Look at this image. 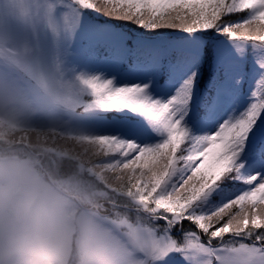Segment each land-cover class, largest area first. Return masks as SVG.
I'll use <instances>...</instances> for the list:
<instances>
[{"label": "clouds", "instance_id": "1", "mask_svg": "<svg viewBox=\"0 0 264 264\" xmlns=\"http://www.w3.org/2000/svg\"><path fill=\"white\" fill-rule=\"evenodd\" d=\"M52 4L0 0V264H158L155 218L113 163L117 137L78 123L105 108L95 76L66 62Z\"/></svg>", "mask_w": 264, "mask_h": 264}, {"label": "snow or ice", "instance_id": "2", "mask_svg": "<svg viewBox=\"0 0 264 264\" xmlns=\"http://www.w3.org/2000/svg\"><path fill=\"white\" fill-rule=\"evenodd\" d=\"M81 10L132 21L148 31L168 28L189 36L215 32L238 45L259 41V48L264 49V0H100L87 6L83 0H53L50 15L55 26L67 32L76 26ZM238 13L246 14L233 15ZM253 25H257L255 35ZM259 67L264 70V62H259ZM86 83L102 97L99 103L103 108L139 113L163 137L150 144L117 137L113 160L125 173L137 210H151L160 225L149 226L163 253L159 264H264V136L249 142V133L264 116V71L252 93L258 102L203 135L193 134L185 117L198 120L204 108L219 104L220 97L204 98L197 112L192 104L195 71L167 100L153 98L148 84L117 87L112 79L99 76ZM139 134L149 132L143 129ZM245 162L259 167L246 175ZM226 180L241 181L246 187L227 202L209 207V198ZM225 216L227 221L214 228ZM185 221L208 235L207 244L196 232L184 231L183 240L173 239L170 233ZM225 234L234 239L223 241ZM235 238H251L255 244L233 252L229 245L239 242ZM217 239L223 246L215 245Z\"/></svg>", "mask_w": 264, "mask_h": 264}, {"label": "rangeland", "instance_id": "3", "mask_svg": "<svg viewBox=\"0 0 264 264\" xmlns=\"http://www.w3.org/2000/svg\"><path fill=\"white\" fill-rule=\"evenodd\" d=\"M93 2L99 3L100 0H93ZM100 16L109 18L112 23L101 24L94 19H101ZM115 22L132 23V21L110 18L92 10H81L78 13L76 26L70 31L61 33L60 47L69 66L87 75L112 79L117 87L148 84L149 94L153 98L161 100H167L173 96L191 72L195 71L197 76L200 74L201 65L205 63L203 59L204 48L209 42L204 33H196L192 36L187 34L169 39L166 42L135 38L136 46L133 47L135 52H132L131 56L139 59L134 61L130 68L124 69L122 64L126 60V55L130 54L126 46L128 35L121 28H118L119 26L113 24ZM5 24L6 21L0 19V27L5 26ZM256 27L257 25H253V35L257 34L255 32ZM244 43L246 44L238 45L230 39H225L214 44L210 70L211 72L221 71L222 78L214 84L216 90L212 89V96L214 94L219 96L220 102L206 109L207 111L199 116L196 121H190L188 117H185V122L193 134L211 133L220 123L244 112L252 102H258L252 93L256 89V82L261 78L262 71H264L259 67V62H264V49L257 45H248V41ZM249 46L252 48L249 49ZM167 57L168 61L164 64L166 77L159 80L158 76L164 62L163 59ZM198 94L196 86L192 96V104L195 106L199 101ZM259 94L257 92V96ZM108 110L100 108L82 110L78 123L86 132L133 139L137 143L150 144L163 138L141 114L124 110L121 118L111 117L108 119ZM192 115V111H189L188 116ZM261 125L253 127L249 136L254 134L249 142H256L259 139V134L263 129ZM143 129H147L149 135L139 134ZM257 167H259L258 163L249 165L245 162L244 174H252L253 169ZM245 187L239 189L237 194L243 191ZM234 197L235 195H231L222 203ZM217 205L212 203L209 204V207ZM227 219L228 217L225 216L218 227L222 226ZM222 239L223 241H231L234 238L229 236ZM235 239L239 242H251V238L248 241ZM215 245L223 246L221 240ZM185 264L188 262L185 261Z\"/></svg>", "mask_w": 264, "mask_h": 264}, {"label": "trees", "instance_id": "4", "mask_svg": "<svg viewBox=\"0 0 264 264\" xmlns=\"http://www.w3.org/2000/svg\"><path fill=\"white\" fill-rule=\"evenodd\" d=\"M246 13H238V14H233L234 16L238 17V16H243ZM101 19L99 18H94L97 22L101 23V24H108V23H112L111 21H109V18L106 17H102L100 16ZM116 26H119L118 28H121L122 31H125L127 33V40H126V46L128 48V50H132L133 47L136 45L134 41L135 38L137 39H148V40H156V41H162V42H166L169 39L172 38H177L179 36H185L187 35V33H183L177 30H173V29H168V28H161V29H157L155 31H148L147 29H144L142 27H139L137 24H135L134 22L132 23H126L124 22L122 23H113ZM205 35H207V39H208V43L206 44L205 48H204V64L201 65L200 68V74L197 76V88H198V92L199 94L197 95V98L199 99L198 103L196 104V108H197V112L200 111V106L202 104V101L204 98L208 97V96H212V89H214V84H216L217 81H219L222 78L221 75V71H214L211 72V63H212V59H213V47L214 44L216 42L219 41H223L225 39H230L227 38L225 36L219 35L218 33L215 32H208V33H204ZM239 35V33H238ZM253 44L259 46L260 42L259 41H252V40H248V45L254 46ZM251 46H249V49L252 48ZM131 57L128 55L126 57L125 62H123V66H125L126 64H130L131 63ZM168 59V58H167ZM167 59L164 58L163 59V65L161 66V70L159 71V80H163L166 77V66L164 65L167 62ZM206 109L208 108H204L203 109V114L207 111ZM109 113L107 115V118H111V117H122V112L124 110H114V109H109L108 110ZM202 114V115H203ZM200 115V116H202ZM262 125H261V124ZM262 126L263 129L259 134V139L264 136V116H262L259 120H257L256 122V126ZM254 133L250 134L251 136ZM251 136H249V140L251 138ZM257 139V141L259 140ZM248 152V149H245V152ZM242 186H244L242 184L241 181H237V180H226L213 194L212 197L209 198V204H218L220 205L225 199L229 198L231 195H235L236 192L238 191L239 188H241ZM208 204V206H209ZM157 224V228L160 227L159 223L155 222ZM221 223V222H220ZM219 223V224H220ZM219 224H214V228H218ZM183 229H180V228ZM178 231V232H176ZM184 231H189V232H196L197 235L200 236V241L207 244L208 242V235L203 233L202 231H200L198 228H196L195 226L191 225L190 222L185 221L183 223L182 226H178L177 229H173L172 233H170V235H172L173 239H176L178 241L183 240ZM231 236L230 234H225L224 237H229ZM249 238L245 239V241H248ZM221 239H217L216 241H214V243H218Z\"/></svg>", "mask_w": 264, "mask_h": 264}]
</instances>
